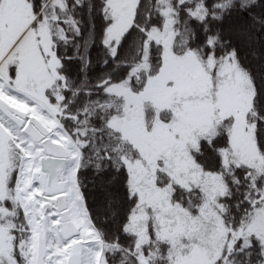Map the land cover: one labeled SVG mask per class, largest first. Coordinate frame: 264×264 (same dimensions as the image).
<instances>
[{"label": "snow or ice", "instance_id": "6c2138e0", "mask_svg": "<svg viewBox=\"0 0 264 264\" xmlns=\"http://www.w3.org/2000/svg\"><path fill=\"white\" fill-rule=\"evenodd\" d=\"M0 264H264V0H0Z\"/></svg>", "mask_w": 264, "mask_h": 264}]
</instances>
